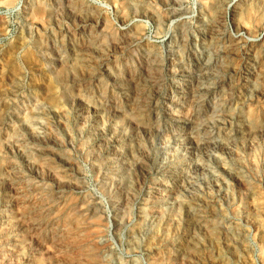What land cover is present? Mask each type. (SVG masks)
Here are the masks:
<instances>
[{
	"label": "rangeland",
	"instance_id": "374dc122",
	"mask_svg": "<svg viewBox=\"0 0 264 264\" xmlns=\"http://www.w3.org/2000/svg\"><path fill=\"white\" fill-rule=\"evenodd\" d=\"M0 264H264V0H0Z\"/></svg>",
	"mask_w": 264,
	"mask_h": 264
},
{
	"label": "bare ground",
	"instance_id": "6f19581e",
	"mask_svg": "<svg viewBox=\"0 0 264 264\" xmlns=\"http://www.w3.org/2000/svg\"><path fill=\"white\" fill-rule=\"evenodd\" d=\"M197 221V220H196ZM199 224V223H198ZM186 236V235H185ZM190 239V238H189ZM176 248V247H175ZM186 249V248H185ZM180 251H181V249H179ZM182 250H183V248H182ZM177 251H178V249H177ZM187 251V250H186ZM189 255V254H188ZM186 258V257H185ZM171 263V262H170Z\"/></svg>",
	"mask_w": 264,
	"mask_h": 264
}]
</instances>
